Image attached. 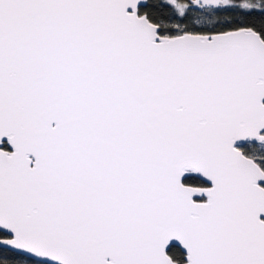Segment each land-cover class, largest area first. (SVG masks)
<instances>
[{
	"label": "snow or ice",
	"instance_id": "snow-or-ice-1",
	"mask_svg": "<svg viewBox=\"0 0 264 264\" xmlns=\"http://www.w3.org/2000/svg\"><path fill=\"white\" fill-rule=\"evenodd\" d=\"M0 264H264V0H0Z\"/></svg>",
	"mask_w": 264,
	"mask_h": 264
}]
</instances>
